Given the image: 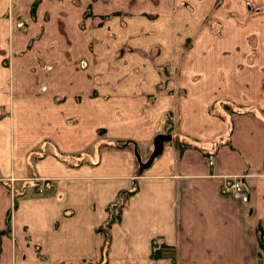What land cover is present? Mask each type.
<instances>
[{"label": "crops", "instance_id": "crops-1", "mask_svg": "<svg viewBox=\"0 0 264 264\" xmlns=\"http://www.w3.org/2000/svg\"><path fill=\"white\" fill-rule=\"evenodd\" d=\"M252 2L237 56L202 68L177 99L155 81L79 100L56 87L66 98L55 100L0 67V106L11 107L0 119V155L10 154L0 156V264H264V0ZM12 15L0 0V56L13 58ZM213 103L231 110L209 113ZM166 127L179 139L168 132L136 169L135 151ZM235 176L246 203L220 192Z\"/></svg>", "mask_w": 264, "mask_h": 264}, {"label": "rangeland", "instance_id": "rangeland-1", "mask_svg": "<svg viewBox=\"0 0 264 264\" xmlns=\"http://www.w3.org/2000/svg\"><path fill=\"white\" fill-rule=\"evenodd\" d=\"M255 5L252 0H12L9 29L13 33L8 46L12 45L13 58L0 56V67L14 66L16 82L38 80L46 96L55 100L66 98L63 91L53 94L56 87L76 92L79 100L100 97L105 88L111 93L118 83L155 81L158 91L177 99L185 92L180 87L201 78L202 68L213 61L228 64L229 56H237L234 48L239 40L244 43L246 13H254ZM10 108L0 106V119L10 117ZM221 109L231 110L230 104L208 107L212 114ZM169 115L167 111L163 117L167 125ZM170 130L163 133L179 139ZM97 132L95 144L100 147L104 142L99 127ZM114 144L134 148L128 141ZM151 151L152 145L139 152L143 162ZM22 156L32 162L38 154ZM20 188H10V194L13 190L15 196Z\"/></svg>", "mask_w": 264, "mask_h": 264}, {"label": "built area", "instance_id": "built-area-1", "mask_svg": "<svg viewBox=\"0 0 264 264\" xmlns=\"http://www.w3.org/2000/svg\"><path fill=\"white\" fill-rule=\"evenodd\" d=\"M213 162L214 159L212 154L210 153L208 155V163L212 165ZM41 190L42 188H39V191ZM220 192L223 195L237 197L243 203H246L248 201V193L243 185L241 177L239 176L231 177L230 179H228V181L223 183L222 187L220 188Z\"/></svg>", "mask_w": 264, "mask_h": 264}, {"label": "water", "instance_id": "water-1", "mask_svg": "<svg viewBox=\"0 0 264 264\" xmlns=\"http://www.w3.org/2000/svg\"><path fill=\"white\" fill-rule=\"evenodd\" d=\"M170 139H171L170 133H162V132L157 133L153 137V140H152V146H153L152 151L149 154V156L145 162H143L140 159L139 154L137 153V151H135V156H136L139 168L143 169V168L148 167L150 165V163L152 162V160L154 159V157H156L162 151L163 144L166 141H169Z\"/></svg>", "mask_w": 264, "mask_h": 264}, {"label": "trees", "instance_id": "trees-1", "mask_svg": "<svg viewBox=\"0 0 264 264\" xmlns=\"http://www.w3.org/2000/svg\"><path fill=\"white\" fill-rule=\"evenodd\" d=\"M260 247H262V249L264 250V246L263 243L260 241Z\"/></svg>", "mask_w": 264, "mask_h": 264}]
</instances>
